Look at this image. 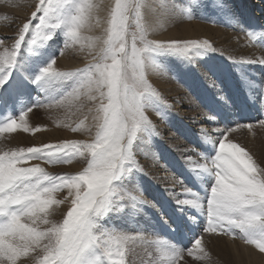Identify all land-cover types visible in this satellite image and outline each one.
<instances>
[{
    "label": "snow or ice",
    "instance_id": "6c2138e0",
    "mask_svg": "<svg viewBox=\"0 0 264 264\" xmlns=\"http://www.w3.org/2000/svg\"><path fill=\"white\" fill-rule=\"evenodd\" d=\"M218 7L230 22L240 24L227 0ZM96 8L94 0H38L29 21L13 38L14 43L5 47L0 39V134L40 131L39 127L29 129L25 122L34 107L64 105L82 94L90 100H96L97 95L100 98L91 142L71 140L0 153V264H18L33 253H38L37 264H129V244L138 237L109 229L105 221L139 213L145 206L159 211L161 217L167 215L164 202L145 197L141 178L148 173L137 159L142 154L148 158L141 152L142 145L160 135L147 110H154L163 120L165 109L171 107L147 76L149 72H171L173 79L181 75L192 78L193 70L205 82L204 121H219L225 126L214 131L202 126L198 146L182 151L181 159L192 183L203 185L204 196L183 180L173 178L182 191L163 188L177 216L175 227H168L171 231L184 229L190 237L187 255L198 261L210 258L203 245L204 233L233 238L238 235L264 253V167L240 143L228 139L236 128L251 130L253 124L237 122L233 126L225 117L231 103L218 83L224 69L207 62L217 50L208 40L149 39L144 23L145 0H115L99 59L74 71L58 69L57 55H63L65 48L89 42L88 47L95 49L96 39L84 32L90 28ZM181 11L186 18H193L192 10ZM130 22L134 32H130ZM241 30L251 40L259 37L264 44V31L258 34L243 25ZM57 35L61 44L54 51ZM226 59L235 66L249 101L257 103L258 97V103L264 105V82L257 84L242 67L264 65V57ZM68 82L72 90L65 94ZM192 86H198V81L193 79ZM254 88L258 89L255 96L251 91ZM209 91L211 95H207ZM33 92L42 94L47 103L29 100ZM258 123L264 127V119ZM72 131L91 129L81 121ZM77 158H83L86 166L76 174L53 175L39 164L26 166L30 160L58 165ZM151 158L159 163L158 154L153 153ZM163 170L170 171L167 165ZM65 189L72 197L71 206L56 221L51 219L54 206L64 201L56 199L55 193ZM192 210L195 212L189 215ZM196 213L206 218L201 232L196 230L200 224ZM150 243L159 254L155 264H177L183 259L185 249L169 240Z\"/></svg>",
    "mask_w": 264,
    "mask_h": 264
},
{
    "label": "rangeland",
    "instance_id": "374dc122",
    "mask_svg": "<svg viewBox=\"0 0 264 264\" xmlns=\"http://www.w3.org/2000/svg\"><path fill=\"white\" fill-rule=\"evenodd\" d=\"M33 2L29 5L28 9H30L29 16L28 18L25 19V21L21 24V17L15 14V18L11 22L13 25L9 27V32L8 34L1 28L0 25V39L3 40L4 44H8V39L12 42L9 41V46H11L14 43V37L17 35L18 30L20 29L19 27H22V25L26 22L29 21L31 17V13L36 10V5L38 3V0H32ZM35 1V2H34ZM198 3L196 5H193L195 7V12L196 14L198 13H204L206 14H200L199 22L204 25H208L213 28H218L223 31L231 30L232 34L237 32V28L234 26V22H230L228 18L221 12L219 9V3L221 0H196ZM245 2L248 3L247 6V11L248 13L245 12V10L242 9L241 4H239L238 1L233 0L234 4L232 6V11L239 16L240 18V24L239 26L243 25L245 29H253L249 28V25L245 24L246 21L249 23L253 22L255 23V26L259 28L260 31H264V0H244ZM96 1L94 0V3ZM102 1H97V3H100ZM35 4V5H34ZM96 4V3H95ZM104 4V3H102ZM212 4V5H211ZM105 5V4H104ZM98 6V5H97ZM213 6V8H212ZM235 7V9H233ZM108 8V5L106 4V10ZM212 10V12L209 10ZM214 12V13H213ZM217 14V15H216ZM14 15V14H13ZM222 17H221V16ZM253 15V16H251ZM1 20L4 21L6 19V15H4ZM212 16V17H211ZM2 17V16H1ZM210 17V18H209ZM13 18V16H12ZM198 19V18H197ZM224 19V20H223ZM227 19V20H226ZM19 20V21H18ZM223 20V21H222ZM37 21H33L35 24ZM226 22V23H224ZM144 23L147 26L148 23V17L146 14H144ZM7 27V26H6ZM13 27V28H12ZM12 28V29H11ZM19 28V29H17ZM13 30V31H12ZM135 31V26L131 24L130 22V32ZM3 32V33H2ZM239 32V31H238ZM244 33V36L249 40L250 38L246 34V31L242 30ZM6 33V34H4ZM10 33V34H9ZM259 34V31H258ZM84 35L86 33L84 32ZM30 38V34H29ZM149 39L153 40H164L160 39L159 37H151L150 33L148 36ZM170 38V37H169ZM99 39V38H98ZM185 39H197V40H208L213 47L217 50L215 53L211 54V56L208 58V63L213 64V65H219L224 69V74L220 76V80L218 83H221V87L224 88V93L226 96L230 97V103H231V108L225 112V117L227 120H230L232 122V125L234 126L237 122L239 123H251L253 124V128L251 130L247 128H236L234 131L230 132L228 136L229 140H232L233 142H238L241 144V146L245 147L256 159V161L263 167L261 164V161L259 160L258 156L261 158H264V143H261L260 141L264 142V139L258 140L255 138L254 134L256 135V130L258 129L259 125V120L264 119V105H261L258 103V97H257V103H252L249 101L248 96L245 92V90L241 87L240 79L238 76V72L233 64H231L226 58L227 57H232L234 60L241 61V60H252L256 59V57H250L249 58H243V56L238 54V50L240 49H227L229 46L227 45H222L221 42H218L217 39H212L209 38L205 35H199V36H193V37H188ZM183 39V40H185ZM6 40V41H5ZM100 40V39H99ZM250 41L256 45L259 49L264 51V44H262L259 40V37L257 40H251ZM88 43L86 42L84 46L80 45H75L71 46L68 48L64 49L65 51H69L71 48H76V47H81V52L85 54H80L79 59L83 60L84 58H87L91 55V49L88 47ZM129 43H131V37L129 36ZM61 44V37L57 35L55 43L53 44V50L55 51L56 48ZM60 55H57V58ZM262 57H264V54H262ZM99 57L95 58V60L89 62V63H84L80 64L79 66L71 67V68H62L60 70L64 71H74L76 69H81L86 66H88L91 63H95L96 60H98ZM88 62V61H87ZM169 63H174V61H169ZM243 70L246 73H249L251 78L257 82V84L264 82V65H259V64H246L243 65ZM170 73V72H169ZM183 80V84L187 85L188 88L186 90L189 92V94H192L194 97L195 101L198 103V111L200 112L201 110H207L204 106V102L206 100V95H205V82L203 80L198 79L199 76L195 70L192 71L191 77L192 78H183V75L180 76ZM196 77V78H195ZM149 82L163 95V97L167 100L168 104L171 105L170 108L165 109L169 113V122L170 123H178L179 124V129L180 132L177 134L184 140V145L183 147H197V141H198V134L199 130L201 127H198V125H209V122H205L204 119L202 120L201 114H196L195 119L193 122L190 123H182L180 121L181 118V110L180 108L177 107V104L172 102L170 100V97L166 96V93L163 92V90L160 88V86L157 84L156 80L153 78L152 74L150 75V72L148 73L147 76ZM193 79L198 81V86L192 87L193 84ZM188 80V81H187ZM202 82V83H201ZM204 82V83H203ZM72 90V84L71 82H68V84L65 85L63 92L66 94L67 92ZM252 94L255 96L256 93L258 92V89H252ZM204 93V94H203ZM211 91L207 92V95H211ZM54 96H58V93H53ZM205 95V97L203 96ZM31 99H40L42 103H47L46 98L42 94H37L33 92L32 97L29 98ZM105 103L107 102L106 100L104 101ZM100 103V98L98 101L95 103L98 104ZM255 105V106H254ZM57 105L53 104L51 107L47 106H42V107H34L33 111L28 114V116L25 119V122L27 123L29 129L37 128L39 127L41 130L35 133H32L31 131L27 132L28 135L27 137L29 138L28 144L24 147L25 149L28 147H38L43 144H58L63 141H71V140H83V141H88L91 142L92 139L94 138L95 129L92 128L90 132H74L72 131V128L76 127L77 125L80 124L81 121H84L85 126L87 124V121L85 118H81L77 122H75L71 128L69 127L70 122L67 120L68 117L64 120V124L67 126V129L69 132L74 133L75 136L71 137H65L61 140H55L52 138V135L49 133L51 130L50 123L53 121H57V119H52L53 116H56V108ZM152 109H148L146 114L150 118V111ZM59 112V111H58ZM49 113V115H47ZM231 114H235L239 118V121L230 119ZM180 117V118H179ZM50 118V120H49ZM70 118V117H69ZM198 118V119H196ZM151 119V118H150ZM182 119V118H181ZM49 120V121H46ZM185 121V120H184ZM96 126V125H95ZM169 126V125H167ZM215 127H220L221 129L225 126L223 122H217ZM86 127H91V126H86ZM178 130V127H176ZM206 128H209L206 127ZM262 128V133L264 134V127ZM187 129H189V132H187ZM22 131V130H21ZM209 131H212L210 128ZM164 129L162 133L159 135V137H156L158 141L160 140H166L165 136L163 135ZM262 135V134H259ZM215 138V136H213ZM155 139V138H154ZM153 140V139H152ZM257 141V142H256ZM154 147H157L156 145H153ZM155 147L154 151L155 153H158L160 157L158 158L159 164H162V168L155 170L156 176L151 177L150 179L153 180L152 182L154 184H151L149 189H150V194L148 192L146 193L144 191L145 197L149 201H162L165 203V208L163 211L167 212V215L164 217H161L160 212L157 211L156 209H153L151 207L145 206L139 213H134L131 215H125L120 218H112L111 220L105 221V226L109 229H116V230H122L128 234H137V243H140L141 246L139 247L137 251V257L132 258L133 251L130 250V254L128 256L129 264H155L156 259L158 258V252L155 250L154 244L150 243L151 241H155L157 239H165L169 240L170 242L176 244L178 247L184 248V255L183 259L178 260L177 264H263L264 262V256L262 255H257L256 257L250 254V251L247 248H252L255 247L254 245H249L246 244L242 239L239 238L237 235L235 238L232 236H216L218 234H208L204 233V240H203V245L206 249V251L209 253V259L198 261L195 260L192 257H189L186 252V248L190 246L188 242H190V237L186 233L184 229L181 227V229L177 231H171L168 227L169 224H173L172 222L177 220V216L175 213L171 211L169 201L166 200V194L163 192V188L166 186H173V187H167L171 188L174 191L180 190V185L173 183V177L175 179H180L183 180L184 184H186L189 187H193L194 191H196L198 194H200L202 197L204 196V193L202 191L203 185L200 187H197L196 185H193L192 179L190 177L189 171L186 169L184 166V160L181 159L182 152L179 150L175 152H171L170 150H174L171 147H168L166 149H157ZM80 159V160H79ZM137 159L139 162L144 166V164L141 162L142 158L137 156ZM195 159V158H194ZM77 161L79 160L81 164V169L80 170H69L65 165L67 164H58V165H51L48 163H45L43 160H30L28 161L26 166H33L36 164H39L41 167H44L47 172L53 175L57 174H76L79 171L83 169V167L86 166V161L83 158H77ZM74 160V161H76ZM167 165L170 169L168 178L171 182L169 183H162L161 182V177L160 174L162 172L163 166ZM145 168V166H144ZM145 171L148 173V170ZM164 171V170H163ZM149 176V175H147ZM147 176H143L141 178L142 182H146ZM159 176V177H158ZM150 183V182H149ZM143 184V183H142ZM146 185H143V188L145 189ZM67 189L62 190L60 192H57L58 200L63 199L64 203L60 204L59 207L62 208L63 205H67L65 209V213L61 215V219L63 218V215L66 214L67 210L71 206V199L72 197L67 194ZM179 193V192H177ZM195 211H190L189 215H192ZM198 213H196L197 215ZM168 216H171L172 219L169 220ZM206 218H203L201 215L198 219L200 222L199 226L197 227L198 230H203L204 228V221ZM111 221V223H110ZM117 224L116 226H112V224ZM185 234V235H184ZM183 235V236H182ZM214 235L215 238H212ZM180 236L182 238H180ZM229 239L227 240L226 239ZM184 239L185 241H183ZM231 239H235L239 243H243L244 245L241 248H236L233 246L231 243ZM187 241V242H186ZM224 242L223 246L221 245L220 242ZM184 242L188 244V246H182V243ZM221 245V246H219ZM221 249V250H220ZM243 251V252H242ZM214 252V253H212ZM231 254L229 255V253ZM245 253V254H241ZM249 253V254H248ZM151 254V255H150ZM237 254V256H236ZM250 255V256H249ZM37 256L38 253L35 254L36 259L33 260L32 262H28V264H37ZM233 256V257H232ZM261 256V258H259ZM241 257V258H240ZM244 257V259H243ZM248 257V258H247ZM252 257V258H251ZM252 261H250L251 259ZM258 258V259H257ZM249 259V260H248ZM261 259V260H260ZM21 264V263H20Z\"/></svg>",
    "mask_w": 264,
    "mask_h": 264
},
{
    "label": "bare ground",
    "instance_id": "6f19581e",
    "mask_svg": "<svg viewBox=\"0 0 264 264\" xmlns=\"http://www.w3.org/2000/svg\"><path fill=\"white\" fill-rule=\"evenodd\" d=\"M96 2V12L94 14V17L91 22L90 28L85 30V33L87 37L95 38L96 39V46L95 49H91V55L87 58H84L83 60L79 59L80 54H85L82 53L81 47H76V48H71L69 51H65L63 55L58 56L57 58V63L55 67L58 69L62 68H71L75 66H79L80 64H86L89 63L95 58L99 57V52L100 49L103 47L102 40L106 36V28L108 27V19L109 15L111 12V8L114 6L115 0H95ZM97 1H102L100 3H97ZM241 4L242 9L245 10L246 13L247 11V6L248 3L245 2L244 0H236ZM32 0H0V25L3 30L8 34L9 32V27H11L12 20L15 18V14L21 17V24L25 21L26 18L29 16V10L28 7L32 3ZM35 2V1H34ZM222 0L220 1V3ZM233 6L234 2L233 0H227ZM104 3V4H102ZM146 3V8L144 9V14L148 17V23L147 27L149 29V33L151 37H159L160 39L168 38L167 40L164 39L163 41H168V40H183L188 37H193V36H199V35H205L209 38L212 39H217L218 42H221L223 45L229 46L227 49H240L238 50V54L243 56V58H249L250 57H256L260 58L262 57V54H264V51L259 49L256 45H254L250 39L248 40L245 36L244 33L241 30V27L239 24H235L234 26L237 28V32L232 34L231 30H221L218 28H213L208 25L201 24L199 22V18L201 17L200 14H203L206 16L204 13H198L196 14L195 12V7L193 5H196L198 2L196 0H145ZM219 3V4H220ZM106 4L108 5V8L106 10ZM35 5V4H34ZM212 5V4H211ZM30 8V7H29ZM213 8V6H212ZM181 9H190L193 12V18L189 19L186 18L181 11ZM235 9V7H233ZM212 12L210 9L209 12ZM214 13V12H213ZM14 14V15H13ZM6 19L2 21L1 19L5 17ZM217 15V14H216ZM2 16V17H1ZM13 16V18H12ZM221 16V15H220ZM253 16V15H251ZM212 17V16H211ZM222 17V16H221ZM198 18V19H197ZM210 18V17H209ZM17 19V18H15ZM199 20V21H198ZM224 20V19H223ZM222 20V21H223ZM227 20V19H226ZM19 21V20H18ZM226 23V22H224ZM245 24L249 25V28H253L260 32L259 28L255 26V23L251 22L249 23L248 21L245 22ZM7 26V27H6ZM13 28V27H12ZM11 28V29H12ZM21 28V27H19ZM17 28V29H19ZM13 31V30H12ZM239 31V32H238ZM3 33V32H2ZM4 33V34H6ZM10 34V33H9ZM170 37V38H169ZM100 40H99V39ZM11 40V39H10ZM8 39V44H4L3 46H9V41ZM6 41V40H5ZM13 41V40H12ZM10 41V42H12ZM88 61V62H87ZM152 74L153 78L156 80L157 84L160 86V88L163 90V92L166 93L167 97H170V100L175 104H177V107L180 108L181 112V118L180 121L182 123H190L193 122L195 119L196 114H201L202 120L203 118V113L207 110H201L200 112L198 111V103L195 101L194 97L192 94H189V92L186 90L187 85H184L182 82V78L178 77L177 79H173L172 76L173 74L170 72L167 75H161L158 73L150 72V75ZM185 76H183L184 78ZM187 78V77H185ZM196 78V77H195ZM199 79V78H198ZM188 81V80H187ZM202 83V82H201ZM204 83V82H203ZM205 86V85H203ZM186 87V88H185ZM193 87V86H192ZM204 94V93H203ZM206 95V94H205ZM205 95H203L205 97ZM99 99V96L97 95L96 100H90L87 95H81L78 100H71L64 105L57 106L55 109L57 115L53 116L52 119H57V121H53L50 123L51 130L49 133L52 135V138L55 140H61L65 137H71L75 136L74 133H71L68 131L67 126L64 124V120L66 117H68V121L70 122L69 127L80 120L82 117L86 118L87 124L86 126H91L88 127L92 130V128L95 129V125L97 124V121L93 120V116L95 115V108L97 107V104H95ZM255 106V105H254ZM59 111V112H58ZM166 117L165 119H161L154 110L150 111V118L153 121V123L157 126L159 133L161 134L163 129V135L166 137V140H160L158 141L156 138L153 140L146 141L142 147H141V152L146 153L148 158H145V155H138L139 157L142 158V163L144 164L146 170H148V175L146 182H142V185H146L145 187V192L150 194V185L154 184L153 180H151V177H154L155 170L162 168V164H159L156 162V160L152 159V154L155 153L154 150L155 147L153 145L157 144V149H166L168 147H171L174 149L173 151L170 150L172 153L176 151L182 152L186 147H183L184 145V140L177 134L180 132L179 129V124L178 123H170L169 122V113L167 110H165ZM49 115V113L47 114ZM70 117V118H69ZM198 119V118H196ZM230 119L239 121V118L235 116V114H231ZM50 120V118H49ZM46 120V121H49ZM185 120V121H184ZM234 122V121H233ZM235 123V122H234ZM169 125V126H167ZM204 127L209 126L214 131L216 128L213 123H210L209 125L204 124ZM178 127V130H176ZM198 127H202V125H198ZM80 133H83L85 131H79ZM187 132H189V129H187ZM262 134V135H259ZM28 133L23 132L21 130H17L14 133H4L0 134V153L5 152V151H12V150H18L19 148H24L28 144L29 138L27 137ZM232 135V134H228ZM255 138L258 140L264 139V134L262 133V128L258 126V129L256 130V135L254 134ZM159 137V136H158ZM257 142V141H256ZM261 143H264L260 141ZM158 154V153H156ZM160 155L158 154V158ZM196 159V157H193ZM259 160L261 161V164L264 167V158L259 157ZM80 160V159H79ZM79 160L73 161L70 164L65 165L67 169L69 170H80L81 169V164ZM169 172H165L162 169V172L160 174L161 177V182L162 183H169L171 182L168 178ZM159 177V176H158ZM174 178V177H173ZM153 181V182H152ZM150 182V183H149ZM174 183V180L172 181ZM166 187H173V186H166ZM180 187V186H179ZM178 190L177 192H181ZM68 194V192H67ZM56 199H58L57 194H55ZM63 200V199H59ZM67 205H63L62 208L59 207V205L54 206V215L51 217V219H54L56 221L61 220V215L65 213ZM195 211V210H192ZM202 216V215H201ZM200 214H197V220L199 219ZM205 218L204 216H202ZM111 223V221H110ZM117 224H112V226H116ZM197 232H201V230H198ZM130 235H136L131 233ZM212 238H215L214 235H210ZM216 236H226V235H216ZM227 239V237H226ZM137 240V239H136ZM130 242L129 248L131 251H133L132 258L137 257V251L139 247L141 246L140 243H137V241ZM184 240V239H183ZM229 240V239H227ZM221 245L223 246L224 242H220ZM231 243L233 244L234 247L236 248H241L244 244L237 242L235 239H231ZM219 245V246H221ZM250 251V254L253 256L257 255H262L264 256V253H261L256 247L252 248H247ZM221 250V249H220ZM243 252V251H242ZM214 253V252H212ZM35 254L33 253L28 257H23L21 260L18 262V264H28V262H32L33 260L36 259ZM231 252L229 253V255ZM245 254V253H241ZM249 254V253H248ZM237 256V254H236ZM250 256V255H249ZM233 257V256H232ZM241 258V257H240ZM248 258V257H247ZM252 258V257H251ZM250 258V259H251ZM261 258V256L259 257ZM244 259V257H243ZM258 259V258H257ZM249 260V259H248ZM261 260V259H260ZM252 261V259L250 260ZM236 264V263H235ZM240 264V263H238ZM264 264V262H263Z\"/></svg>",
    "mask_w": 264,
    "mask_h": 264
}]
</instances>
